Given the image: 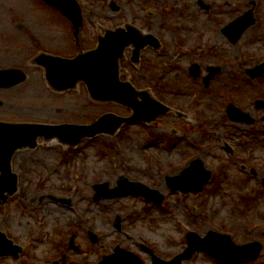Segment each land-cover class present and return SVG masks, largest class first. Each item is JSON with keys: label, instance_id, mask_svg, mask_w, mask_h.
I'll list each match as a JSON object with an SVG mask.
<instances>
[{"label": "rangeland", "instance_id": "374dc122", "mask_svg": "<svg viewBox=\"0 0 264 264\" xmlns=\"http://www.w3.org/2000/svg\"><path fill=\"white\" fill-rule=\"evenodd\" d=\"M77 1L83 21L73 36L66 19L40 0H0V70L26 74L15 86H0V120L88 123L105 112L126 114L118 105L91 101L83 85L55 96L33 58L40 50L75 56L92 47L99 31L127 23L157 37L162 47L142 50L144 68L129 58L123 61L122 77L132 76L139 87L143 78H152L155 96L185 115L170 113L149 125H126L114 135L85 138L74 148L40 137L34 148L18 149L11 162L18 190L0 207V227L9 229L24 251L18 262L0 259V264H52L62 254L63 264H96L112 252V244L138 254L145 264L150 257L140 243L171 259L187 246V230L200 236L210 230L229 234L237 244L259 241L260 256L249 264H264V110L253 107L256 99L264 101V79L252 86L243 79L246 59L248 67L264 60V0H257L256 22L236 45L221 30L249 7V0H205L211 3L209 14L197 0ZM193 62H199L201 77L207 74L205 65L223 67L203 88L202 80L186 76ZM225 102L242 108L251 122L229 120ZM226 143L234 149L232 156ZM188 156H198L212 180L201 193L170 194L165 176L178 173ZM119 176L158 189L164 203L152 207L132 195L94 202L93 186L115 187ZM48 194L71 203H57ZM118 217L120 231L115 228ZM89 228L99 234L94 245L86 238ZM73 233L78 249L66 251ZM183 263L216 264L202 252Z\"/></svg>", "mask_w": 264, "mask_h": 264}, {"label": "water", "instance_id": "95a60500", "mask_svg": "<svg viewBox=\"0 0 264 264\" xmlns=\"http://www.w3.org/2000/svg\"><path fill=\"white\" fill-rule=\"evenodd\" d=\"M53 5L63 14H65L73 23L75 33L81 25V10L76 0H44ZM241 19L240 21H243ZM253 21H248V24ZM234 24L227 29L233 41L238 37L239 31L231 32ZM242 27V26H241ZM243 27H246L245 25ZM240 29V28H239ZM243 29V28H242ZM141 34L135 28L129 26L127 31L118 29L110 32L98 44L97 48L77 55L73 59H64L59 57L42 55L38 56L36 61L49 68L48 76L51 78L52 85L56 88L74 85L78 80L85 81L93 98L98 100L112 99L128 105L134 110L131 118L123 119L113 115H105L91 126H44L13 124L0 122V205L3 204L8 195L13 194L17 189V176L11 172L10 159L13 153L25 145L35 146V139L39 135L45 138L53 136L67 140L76 144L81 137L85 135H94L97 132L105 131L113 133L117 127L124 122H130L137 118L148 120L166 111L161 107H155L153 100L145 95L142 101L135 99L134 93L129 86L121 84L118 81V63L117 58L121 56L123 49L130 43L136 46L135 56H137L140 47L147 41L142 40ZM152 38V37H151ZM145 39V38H143ZM151 43H154L153 41ZM259 72L264 71V65L258 67ZM213 69L206 80L217 73ZM252 76H255L257 69L248 70ZM191 72L198 76V68L192 67ZM25 79L21 70L8 69L0 71V83L4 87H11ZM149 116V117H148ZM148 117V118H147ZM211 178V172L204 168L200 159L191 162L190 166L183 170L180 176L168 177L167 185L171 192L182 190L183 192H201L203 186ZM135 186V187H134ZM95 201L103 198H114L127 193L143 194L155 202L161 200L158 192L151 191L148 188L137 183H128L126 180L119 182L118 187L109 189L107 184L95 185ZM70 203L69 200H61ZM96 238L93 237V241ZM188 248L171 262H163L153 257V264H180L181 260L190 258L195 250H204L215 260L222 264H241L256 259L262 248L258 242L237 246L230 240L229 236L209 232L205 238H200L196 233H190L187 236ZM9 241L5 235L0 232V255L16 253L20 249L11 250L7 247ZM225 244V246H224ZM115 256L107 257L101 264H140L141 261L132 253L116 249Z\"/></svg>", "mask_w": 264, "mask_h": 264}, {"label": "flooded vegetation", "instance_id": "af4514ba", "mask_svg": "<svg viewBox=\"0 0 264 264\" xmlns=\"http://www.w3.org/2000/svg\"><path fill=\"white\" fill-rule=\"evenodd\" d=\"M205 1V0H204ZM258 3V2H257ZM257 3H256V5H255V8H254V12H255V9H256V6H257ZM205 4H206V6L208 7V12H210V9H211V3L210 2H205ZM248 30V29H247ZM247 30L246 31H244V34H245V32H247ZM243 36V35H242ZM227 40H228V38H226ZM241 39V38H240ZM240 39L236 42V44L240 41ZM228 42L230 43V41L228 40ZM231 44V43H230ZM236 44H234V45H236ZM244 80H245V82H247V80H248V78H246L245 76H244V78H243ZM248 84V83H247Z\"/></svg>", "mask_w": 264, "mask_h": 264}]
</instances>
